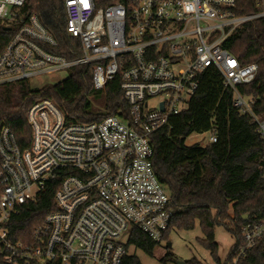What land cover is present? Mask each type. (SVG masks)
Returning a JSON list of instances; mask_svg holds the SVG:
<instances>
[{"label": "built area", "instance_id": "2783aa9c", "mask_svg": "<svg viewBox=\"0 0 264 264\" xmlns=\"http://www.w3.org/2000/svg\"><path fill=\"white\" fill-rule=\"evenodd\" d=\"M61 1L67 34L79 41L73 59L48 49L58 42L36 15L21 14L26 0H0V21L16 27L0 54V85L92 64L97 91L120 75L129 111L68 121L44 98L27 113L29 147H20L9 126L1 128L0 264H122L134 229L157 244L168 241L175 212L155 169L151 138L189 108L209 67L221 73L233 107L251 117L264 141V115L239 90L255 79L258 65L242 66L223 47L233 32L264 18V0H254L251 13H239L238 0ZM203 136V144L217 141L215 128ZM51 183L57 184L54 209L29 237H16L13 220ZM241 234L234 264L264 244V217L248 219Z\"/></svg>", "mask_w": 264, "mask_h": 264}, {"label": "trees", "instance_id": "16d2710c", "mask_svg": "<svg viewBox=\"0 0 264 264\" xmlns=\"http://www.w3.org/2000/svg\"><path fill=\"white\" fill-rule=\"evenodd\" d=\"M102 1L104 5L118 1L129 6L136 0ZM237 11L254 12V0H238ZM21 14L26 18L36 15L56 39L58 47L49 50L68 59L80 55L79 41L67 34V14L61 0H26ZM15 33V26L0 21V54ZM223 47L242 66L258 65L255 79L240 85L239 90L255 99L253 110L263 116L264 18L252 20L233 32ZM93 71L94 65L89 64L73 67L63 80L42 86H34L31 81L0 85V130L9 126L20 147H29L32 131L27 113L32 104L44 98L54 100L68 121H98L110 115H127L128 103L121 90L120 75L109 81L104 90L97 91L93 85ZM233 97V91L224 88L221 73L215 67H209L201 75L199 90L189 108L171 117L168 124L151 138L155 169L170 192L171 207L175 212L166 239L173 229L192 230L198 223L204 234L203 243L219 264L216 226H224L236 238L225 263L234 264L244 244L241 231L247 222L245 215H249V221L264 217V141L251 117L233 107ZM97 98L102 100V108L95 106ZM212 128L216 130V142L187 143L191 135H205ZM56 189L57 184L51 183L38 202L23 208L15 217L12 226L16 237H29L34 227L54 209ZM157 246L145 233L134 229L127 244L129 252L122 264H141L135 253L130 252L132 247L153 257ZM173 260L174 255L168 253L161 261ZM189 264L202 263L190 261ZM237 264H264V244L248 251Z\"/></svg>", "mask_w": 264, "mask_h": 264}, {"label": "rangeland", "instance_id": "374dc122", "mask_svg": "<svg viewBox=\"0 0 264 264\" xmlns=\"http://www.w3.org/2000/svg\"><path fill=\"white\" fill-rule=\"evenodd\" d=\"M67 77L65 71L60 72L54 76H41L31 80L34 86H42L48 82H57ZM97 108H102V100L97 98L94 101ZM203 135H191L187 138V143L202 142L205 138ZM205 143V142H203ZM232 213V211H231ZM204 234L200 225L197 223L196 227L192 230L186 229H173L169 233V239L166 242L157 244L154 256L151 257L141 250L131 248L130 252L135 253L139 258L141 264H177L178 261L189 264L190 261H198L202 264H219L218 261L212 256L210 250L203 243ZM215 240L218 244V258L221 264H225L230 254L231 248L236 242L233 233L224 226H216ZM168 242L172 247H168ZM171 253L174 255L173 262L163 263L162 258Z\"/></svg>", "mask_w": 264, "mask_h": 264}, {"label": "water", "instance_id": "95a60500", "mask_svg": "<svg viewBox=\"0 0 264 264\" xmlns=\"http://www.w3.org/2000/svg\"><path fill=\"white\" fill-rule=\"evenodd\" d=\"M8 29H10V28H8ZM248 218H249V215H245L244 220L246 221V220H248ZM168 247H172V244L170 242H168ZM177 264H186V263L182 262V261H178Z\"/></svg>", "mask_w": 264, "mask_h": 264}]
</instances>
